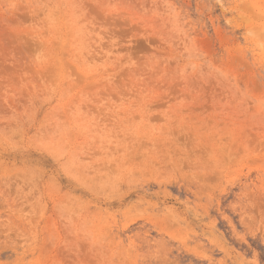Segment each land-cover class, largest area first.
Returning <instances> with one entry per match:
<instances>
[{
	"label": "rangeland",
	"instance_id": "374dc122",
	"mask_svg": "<svg viewBox=\"0 0 264 264\" xmlns=\"http://www.w3.org/2000/svg\"><path fill=\"white\" fill-rule=\"evenodd\" d=\"M0 264H264V0H0Z\"/></svg>",
	"mask_w": 264,
	"mask_h": 264
}]
</instances>
